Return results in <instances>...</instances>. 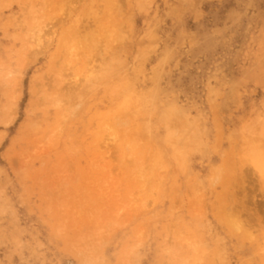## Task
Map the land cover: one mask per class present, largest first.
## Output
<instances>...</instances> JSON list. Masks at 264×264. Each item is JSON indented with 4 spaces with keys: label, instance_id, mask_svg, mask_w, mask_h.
Masks as SVG:
<instances>
[{
    "label": "rangeland",
    "instance_id": "rangeland-1",
    "mask_svg": "<svg viewBox=\"0 0 264 264\" xmlns=\"http://www.w3.org/2000/svg\"><path fill=\"white\" fill-rule=\"evenodd\" d=\"M0 264H264V0H0Z\"/></svg>",
    "mask_w": 264,
    "mask_h": 264
},
{
    "label": "bare ground",
    "instance_id": "bare-ground-1",
    "mask_svg": "<svg viewBox=\"0 0 264 264\" xmlns=\"http://www.w3.org/2000/svg\"><path fill=\"white\" fill-rule=\"evenodd\" d=\"M43 23V22H42ZM40 24V23H39ZM43 32V31H42ZM42 32H38V33H42ZM38 41L40 42L41 41V38H40V36H38ZM70 51V50H69ZM95 72V71H94ZM88 75V74H87ZM87 78V77H86ZM75 87H76V85H75ZM84 93V92H83ZM62 97V96H61ZM66 103V102H65ZM68 116V115H67ZM128 121V120H127ZM114 125V124H113ZM127 132V131H126ZM175 134V133H174ZM141 151V150H140ZM184 152V151H183ZM176 158H178L177 156H175Z\"/></svg>",
    "mask_w": 264,
    "mask_h": 264
}]
</instances>
